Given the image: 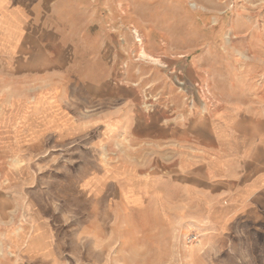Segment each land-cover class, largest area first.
I'll use <instances>...</instances> for the list:
<instances>
[{
	"label": "rangeland",
	"instance_id": "rangeland-1",
	"mask_svg": "<svg viewBox=\"0 0 264 264\" xmlns=\"http://www.w3.org/2000/svg\"><path fill=\"white\" fill-rule=\"evenodd\" d=\"M49 1L53 9L59 0ZM84 2L105 14L113 3L103 58L91 23L44 35L58 56L47 81L0 66V264H264V219L217 225L221 218L200 215L186 223L180 210L162 216L155 199L138 192L139 178L130 180V197L113 192L108 164L128 152L129 133L108 130L106 103H92L98 88L130 89L131 128L183 122L162 96L174 90L176 101L188 99L199 131L212 104L264 103V0ZM99 75L108 76L103 86ZM58 91L66 114L38 108L40 93ZM189 231L198 235L193 244L183 237Z\"/></svg>",
	"mask_w": 264,
	"mask_h": 264
},
{
	"label": "crops",
	"instance_id": "crops-1",
	"mask_svg": "<svg viewBox=\"0 0 264 264\" xmlns=\"http://www.w3.org/2000/svg\"><path fill=\"white\" fill-rule=\"evenodd\" d=\"M64 2L56 1L51 9L49 0H0V66L23 69V80L28 82L47 81L58 56L49 52L53 49L54 53V48L43 40L44 35L63 29H90L91 23L99 29L93 43L95 55L103 58L105 35L115 18L113 3L105 5L109 10L105 14L96 4L88 8L82 0ZM64 6L69 16L63 14ZM63 57L59 60L63 61L60 62L63 69H67ZM108 81L105 75L95 79L99 86ZM235 92L242 97L243 91ZM93 94L92 103L96 106L106 103L107 115H112L106 119L108 130L129 133L131 142L122 159L116 161L115 157L108 164L106 183L113 192L130 197V180L139 178L138 192L153 197L162 216L178 217L174 211L180 210L186 223L194 222L196 215H200L205 222L214 223L216 217L221 218L217 225L247 215L264 219V103L212 104L205 119L206 127L199 131L188 99L176 101L181 98L177 91L167 90L162 96L170 99L172 113L176 106L177 112L172 115H177L178 120L182 114L184 121L139 122L137 128H131L130 89L105 95L98 88ZM60 96V91L40 93L38 108L66 114L67 106L59 101ZM180 108L182 113L178 111ZM191 233L186 232L184 239Z\"/></svg>",
	"mask_w": 264,
	"mask_h": 264
},
{
	"label": "built area",
	"instance_id": "built-area-1",
	"mask_svg": "<svg viewBox=\"0 0 264 264\" xmlns=\"http://www.w3.org/2000/svg\"><path fill=\"white\" fill-rule=\"evenodd\" d=\"M198 239V235L196 233H191L187 236L186 241L187 244H193Z\"/></svg>",
	"mask_w": 264,
	"mask_h": 264
},
{
	"label": "bare ground",
	"instance_id": "bare-ground-1",
	"mask_svg": "<svg viewBox=\"0 0 264 264\" xmlns=\"http://www.w3.org/2000/svg\"><path fill=\"white\" fill-rule=\"evenodd\" d=\"M195 6V5H194ZM150 55V54H149ZM142 58H148V57H150V56H148V54L147 53H144V52H142L141 53V55H140ZM154 60V59H153ZM157 61V60H156Z\"/></svg>",
	"mask_w": 264,
	"mask_h": 264
}]
</instances>
